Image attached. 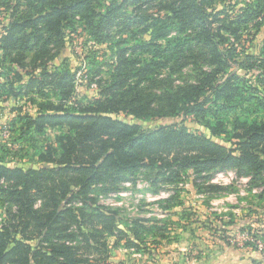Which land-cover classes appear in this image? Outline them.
Returning <instances> with one entry per match:
<instances>
[{
  "label": "trees",
  "instance_id": "1",
  "mask_svg": "<svg viewBox=\"0 0 264 264\" xmlns=\"http://www.w3.org/2000/svg\"><path fill=\"white\" fill-rule=\"evenodd\" d=\"M213 1L0 0V99L23 103L8 126L18 149L0 147V264H113L119 249L152 256L168 225L123 223L95 196L120 194L142 174L153 195L168 194L158 201L167 213L184 208L187 179L208 198L227 192L210 183L220 172L250 178L264 201V78L255 87L246 75L264 62H237L225 46L264 4L227 24ZM145 6L166 14L154 19ZM154 26L165 44L113 40L114 29L135 39ZM77 27L109 44L115 60L107 77L91 78L97 98L73 106L75 76L51 64ZM163 119L180 121L148 127Z\"/></svg>",
  "mask_w": 264,
  "mask_h": 264
},
{
  "label": "rangeland",
  "instance_id": "2",
  "mask_svg": "<svg viewBox=\"0 0 264 264\" xmlns=\"http://www.w3.org/2000/svg\"><path fill=\"white\" fill-rule=\"evenodd\" d=\"M264 4V0H214L213 9L216 12H225L220 17L221 22L227 24L237 19H247L256 12L258 4ZM152 18L157 19L165 14L159 12V7H144ZM130 10H133L130 9ZM211 12V11H210ZM129 16H133L132 11ZM3 16L0 15V21ZM264 12L255 21L247 26L241 27L242 37L237 41L230 37L225 46L236 49L234 57L237 62H244L247 55L255 56L264 62ZM263 22V24H262ZM152 25V21L146 25ZM260 24L261 28H256ZM221 23H216L219 27ZM78 26V25H77ZM234 28H237L236 24ZM144 28L135 31L137 37L133 39L129 33L114 29L112 34L114 41L123 37V40L131 41L127 46L134 47L137 41L149 44H165L162 39L158 40L160 28L154 26L143 34ZM1 32V27H0ZM124 32V33H123ZM123 34V35H122ZM176 35L173 31L168 38ZM66 47L61 50L58 57L52 62L53 66L68 65L69 70L76 79V95L71 105L75 102H84L97 98L98 85L91 83V78L98 72L107 77L110 71L112 51L109 44H99L95 39L83 31L81 27L76 28V33L66 32ZM110 64V65H109ZM113 64V63H112ZM232 72L245 75L246 71L232 65ZM257 64L253 70L248 71L247 78L252 80L253 85L260 86L258 78H264V68ZM247 69V66L244 67ZM22 72V70H19ZM261 94L264 96V84L260 86ZM23 104V103H22ZM14 100L4 102L0 99V147L7 146L11 149H18L14 145L12 134L8 126L14 116L12 110L21 106ZM31 114L36 109L30 107ZM122 117H124L122 115ZM180 121L179 119H163L148 124L150 129L167 126ZM195 127V126H194ZM197 129L199 127H196ZM47 140L54 139V133L50 132ZM7 161L17 164L19 161L8 157ZM23 167L29 163L21 164ZM32 166H39L34 161ZM232 177H224L219 181L220 186L227 189L213 198H208L205 193H197L192 184V179H187L183 186L182 202L183 207L174 209L171 213L164 212L162 204L158 201L167 198L168 194L161 196L153 195V190L145 174L139 176L136 186L125 185L120 194H103L97 192L96 197L99 203L120 212V219L123 223L131 224L135 219H149L154 224L165 225L168 232L166 240H158V244L150 245L153 251L150 256L144 253H135L132 250L119 249L112 259L113 264H264V201L257 197L260 190L255 191L250 185V178L240 177L234 172ZM152 177V176H151ZM164 196V197H163ZM158 222V223H157ZM151 225V223H147ZM150 240H154L150 238Z\"/></svg>",
  "mask_w": 264,
  "mask_h": 264
},
{
  "label": "built area",
  "instance_id": "3",
  "mask_svg": "<svg viewBox=\"0 0 264 264\" xmlns=\"http://www.w3.org/2000/svg\"><path fill=\"white\" fill-rule=\"evenodd\" d=\"M232 174H234V172H232V171H230V172H220V173H217L214 177H213V179H212V183H214V184H219V181L221 180V179H223L224 177H226L227 176V178H229V177H232L233 175ZM164 197V196H163Z\"/></svg>",
  "mask_w": 264,
  "mask_h": 264
}]
</instances>
